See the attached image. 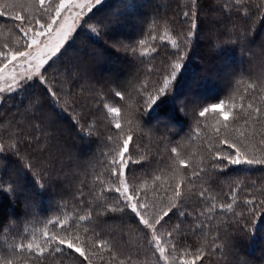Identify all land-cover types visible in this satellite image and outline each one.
<instances>
[{"label": "trees", "instance_id": "trees-1", "mask_svg": "<svg viewBox=\"0 0 264 264\" xmlns=\"http://www.w3.org/2000/svg\"><path fill=\"white\" fill-rule=\"evenodd\" d=\"M58 1L53 0V5ZM263 2L106 0L94 8L63 57L67 63L60 65L67 69L83 61L84 74L67 85L66 73L53 82L63 103L52 104L43 86L33 80L6 96L0 108V142L18 143L20 148L19 156L5 154L0 159V182H5L6 193V182L18 183L24 195L12 199L0 192V260L37 264L26 250L21 254L15 246L42 243L44 232H55L68 239L80 236L83 243L77 244L91 264H120L122 260L127 264L128 258L131 264H160L148 243L150 237L131 213L102 211L115 202V192L109 191L118 183L112 161L115 158L119 163L123 140L131 135L130 152L147 159L129 163L131 172L125 180L130 187L159 210L167 207L165 197L172 196L175 186H183L187 215L173 216L164 227L166 234L172 230L169 238L178 258L191 249L186 257L191 261L199 249L205 256L196 264H264V210L257 211L254 219L244 211L251 207L247 199L256 201L258 207L264 201V166H229L221 171L211 167L209 151L226 148L219 141L227 140L249 156L264 157ZM189 11L198 17L191 37L190 24L183 16ZM6 13L0 16V39L7 42L3 49L11 43L15 49L25 42L18 28L21 21ZM98 22L106 26L99 37L87 27ZM174 42L185 56L182 69L171 94L148 111L138 103L142 96L137 90L141 85L154 88L162 70H172ZM117 91L123 99L115 95ZM222 100L228 121L210 109ZM249 103L262 110L259 120L247 117ZM241 104L244 111H239ZM204 107L210 110L200 117ZM112 108L120 110L117 118ZM37 120L42 121L40 127ZM117 121L121 130L113 126ZM172 147L177 154L171 152ZM181 160L189 167H182ZM28 163L34 166L33 172L24 167ZM201 168L206 171L199 177L192 174ZM40 175L51 181L47 191L36 184ZM228 203L233 204L230 210ZM90 213L91 220L78 219ZM57 220L70 233L53 223ZM82 260L65 248L46 257L43 264H81Z\"/></svg>", "mask_w": 264, "mask_h": 264}, {"label": "snow or ice", "instance_id": "snow-or-ice-1", "mask_svg": "<svg viewBox=\"0 0 264 264\" xmlns=\"http://www.w3.org/2000/svg\"><path fill=\"white\" fill-rule=\"evenodd\" d=\"M195 3L196 0H193ZM236 4H240L241 0H235ZM40 6V12L38 17L25 18L19 14L12 17L14 20H20L21 23L18 25L19 32L23 34L25 43L15 48L14 50H0V80H4L6 87L0 86V94L13 93L29 82L33 80H38L40 85L43 86L45 90V95H47L52 104L59 105L63 103L60 98V91L55 87L54 81L62 74H67L68 79L64 81L67 85L69 80H78L85 72L82 67L83 61L74 62L68 66L67 69L62 68L61 64H66L67 61L63 60L64 55L72 47L74 43V38L77 35L82 23L85 20L86 12H91L93 7L99 3L101 0H59L58 4L53 6V0H38ZM7 13L0 11V16H4ZM185 23L190 24L188 31V36L191 37L194 34V30L198 27V17H195L193 12H184ZM69 20L72 21L69 24ZM91 33H95L97 37L104 34L103 29L106 26L103 22H98L97 25L88 24ZM27 28V30H25ZM75 33V37L73 36ZM155 39V37H153ZM143 43V42H142ZM175 53L173 54L174 63L171 64V71L162 70L161 79L157 82L154 88H150L148 85H141L137 90L142 96V99L138 103L142 108L148 111L160 100L163 96L171 94L174 87L177 76L182 69V61H184L185 56L181 54V46L174 42ZM135 53V49H132ZM155 51V49H154ZM11 65V68H9ZM21 69L20 71H16ZM12 73L10 78H6L5 73ZM50 72H54L55 75L49 76ZM249 87H252L249 85ZM154 93V94H153ZM117 97L123 99L121 92L117 91L115 93ZM35 103V102H33ZM225 101H220L219 103H214L210 106L212 111H219L222 115L224 121L229 120V115L223 110ZM234 107V105H233ZM248 118H255L259 120L262 115V110L259 107H255L252 103L247 104ZM245 105L241 104L239 111H244ZM209 107H204L200 112L199 116L204 117L206 113L209 112ZM39 111V109H37ZM61 111H66V109H61ZM111 112L117 113L119 115V109L112 108ZM35 118V117H34ZM75 125H79V120L72 117ZM247 122V120H246ZM42 121L37 120V127H40ZM115 129L121 130V124L119 121L115 122L113 125ZM228 125L225 124L226 128ZM219 132V129H217ZM88 135H91V130ZM112 137H109L111 140ZM132 143V136L128 135L123 140L122 149L119 152V163L113 158L112 164V174L117 177L118 183L114 187L110 188L109 191L115 192L114 200L115 202L105 206L102 211L104 213H131L134 217L135 222L142 226V230H146L148 243L156 249L159 253V258L165 262V264H196V261L203 260L205 253L202 250L197 249L192 255V260L189 261L186 257L192 253L191 249H185L184 254L180 255L179 258L176 256V245H172V249L168 250L163 246L164 241L161 238L160 230L169 224L173 216L185 217L187 215L184 210L182 185L177 184L173 189L172 196H166L165 198L169 200L167 207L156 209L155 203H149L146 196L142 195L134 187H130L128 182L120 177L127 176L131 172L129 163L140 164L142 160H146L147 156H137L134 155L129 150V144ZM220 144L227 145L226 148L211 149V164L212 168L220 169L221 171L227 169L229 166H247V169L253 166L261 165L264 166V157L249 156L247 152L241 151L239 147L235 144L228 143L227 140L219 141ZM264 143V141H262ZM135 145L133 144V149ZM231 149V151H229ZM171 152L177 154V148L172 147ZM5 154H10L12 156L20 155V148L18 143L5 144L0 143V159L4 157ZM180 164L184 168H188L189 164L184 160L180 161ZM28 171L33 172L34 166L30 163L24 166ZM206 171V168H201L199 171H193V175L199 177L202 172ZM156 180L160 177L157 175ZM36 184L39 189L47 191L48 185L51 183L49 179H45L43 175L35 178ZM7 193L4 191L5 182H0V192L6 193L12 199H23L24 195H20L21 188L18 183L14 181L6 182ZM171 187V186H169ZM167 192V189L165 190ZM201 198H205V192L200 193ZM247 205L251 207L246 208V211L250 219H254L257 211L264 210V201H260L259 207L257 202L253 199H247L245 201ZM215 207V205H213ZM227 209H232L233 204L228 203L226 205ZM243 215V213H240ZM92 213L87 217L81 215L78 217L80 221L91 220ZM54 224L58 225L62 231L69 232L70 228L63 225L59 220L53 221ZM179 229V225L176 226ZM172 230L168 231L167 235L172 236ZM43 242L36 243L28 242L27 244H19L15 246V251L23 254L25 250L27 251L30 259H35L37 264H43V261L48 256H54L57 253H63L66 249H70L79 254L83 258L81 264L84 261L89 260V256L86 254L84 249L78 246L77 241L83 243L80 236H74L71 239L62 238L59 234L53 232H44ZM104 241L99 242V246H104ZM61 246H64L62 248ZM111 254V250L109 249ZM115 259V256H112ZM0 264H12L11 259L5 258L0 260ZM120 264H126L125 261H120ZM127 264H131L130 258H128Z\"/></svg>", "mask_w": 264, "mask_h": 264}, {"label": "rangeland", "instance_id": "rangeland-1", "mask_svg": "<svg viewBox=\"0 0 264 264\" xmlns=\"http://www.w3.org/2000/svg\"><path fill=\"white\" fill-rule=\"evenodd\" d=\"M106 0H101V3L95 5L93 7L96 8L98 6H100L101 4H103ZM59 3V1H58ZM57 3V4H58ZM196 3V2H195ZM54 6V5H53ZM263 6H264V2H263ZM0 8H4L6 10V12L9 13H13L14 15L19 14L20 16L22 15L25 18H33V17H38L39 16V12H40V6L38 3V0H0ZM92 9V10H93ZM86 12L85 15V19L91 14V12ZM85 21V20H84ZM69 24L72 23L71 20L68 21ZM82 26V25H81ZM81 28V27H80ZM75 35V33H73V36ZM16 37V35H15ZM264 39V38H263ZM18 40H20V37L18 38ZM25 43V42H24ZM22 43V45L24 44ZM7 42L3 39H0V45L2 47V49L0 50H7V51H11L14 50L12 43L8 45V49H3L4 45H6ZM21 45V46H22ZM9 68H11V65H9ZM21 69H17L16 71H20ZM12 75V73H9L6 71L5 76L6 78H10V76ZM0 86H4L6 87V83L4 80H0ZM11 94V93H10ZM9 93H5V94H0V108L3 106V102L5 101V97L10 95ZM5 98V99H4ZM211 109V108H210ZM225 108H223L224 110ZM215 112H219V111H215ZM211 111H210V116H211ZM21 116H23V114H21ZM213 116V115H212ZM118 117V115L116 114V118ZM214 117V116H213ZM215 118V117H214ZM211 121H213V119H210ZM1 143V142H0ZM122 179L125 180V176L122 177ZM165 228L160 230L161 233V238L164 241L163 246L168 249L171 250L172 249V242L169 238V236L166 234L165 232ZM155 249V248H154ZM156 250V249H155ZM155 257H159V253L158 251H156V253H154ZM161 260V259H160ZM160 264H165V262L163 260L160 261ZM169 264H171V261L169 262ZM178 264V263H177Z\"/></svg>", "mask_w": 264, "mask_h": 264}]
</instances>
